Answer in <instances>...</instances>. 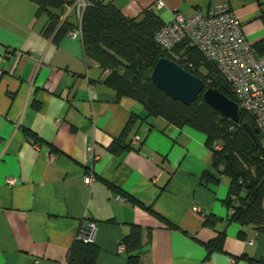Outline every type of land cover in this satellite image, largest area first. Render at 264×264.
<instances>
[{"label": "crops", "instance_id": "0c3cea01", "mask_svg": "<svg viewBox=\"0 0 264 264\" xmlns=\"http://www.w3.org/2000/svg\"><path fill=\"white\" fill-rule=\"evenodd\" d=\"M102 1L129 18L151 9L163 24L174 11L191 17L227 3L254 54L264 55V0ZM36 11L28 0H0V264H67L84 222L95 225L96 264L126 263L119 248L132 226L143 232L141 264L264 258V233L230 220V179L213 171L204 135L118 97L80 37H44L48 19ZM129 139L127 151H111ZM218 234L224 250L208 252Z\"/></svg>", "mask_w": 264, "mask_h": 264}, {"label": "trees", "instance_id": "16d2710c", "mask_svg": "<svg viewBox=\"0 0 264 264\" xmlns=\"http://www.w3.org/2000/svg\"><path fill=\"white\" fill-rule=\"evenodd\" d=\"M28 1L37 6V17L44 15L48 19L42 31L44 37L58 42L69 31L78 28L76 15L73 12L67 14V8H71L75 0ZM86 2L88 5L80 23L85 56L108 71L107 84L116 90L118 97L141 103L146 117L165 119L179 129L189 127L201 132L212 153L213 171L230 179L231 192L226 202L229 209H233L230 220L241 226L253 225L258 233H264V139L257 136L256 142L242 127L248 122L255 128L250 116L239 111L240 121L233 124L207 105L202 95L191 105L184 106L160 91L151 83L149 75L159 58L165 57L199 77L206 89L213 88L234 102L228 86L193 47L183 44L167 54L156 44L155 34L163 23L153 10L145 9L140 19L129 18L109 1ZM183 54L189 58L194 71L181 65L179 57ZM208 79L211 80L209 84ZM131 125L122 132L121 140H125ZM130 142V139L123 145L121 141L115 142L111 151L114 154L127 151L131 148ZM202 178L210 177L206 173ZM166 225L173 227L169 222ZM142 235L141 228L132 226L130 234L121 240L128 254L125 264H141ZM224 241V234H218L205 244V248L208 252L223 251ZM98 254V246L77 238L67 254V264H96ZM236 261L237 264H264V258L253 260L247 255Z\"/></svg>", "mask_w": 264, "mask_h": 264}, {"label": "built area", "instance_id": "2783aa9c", "mask_svg": "<svg viewBox=\"0 0 264 264\" xmlns=\"http://www.w3.org/2000/svg\"><path fill=\"white\" fill-rule=\"evenodd\" d=\"M74 3L71 8H67V14L73 12L76 15L78 28L67 34L80 37L82 13L88 3L86 0H75ZM162 5V1L156 3L157 7ZM155 35L156 44L167 54H171L183 44L193 47L204 61L214 68L218 78L228 86L239 111L250 116L258 130V136L264 139V55L254 54L230 5L216 4L209 7L205 13L197 11L191 17L174 11L169 23L163 24ZM179 60L181 65L194 71L186 55L180 56ZM210 81L208 79L207 83ZM133 139L138 142L137 137ZM92 151L91 146L88 148L90 159L93 158ZM93 181L95 175L92 171L85 175L84 184L89 187ZM15 183L12 178L6 181L7 186ZM118 199L123 200L120 196ZM232 199L234 200V197ZM232 211L230 208V214ZM94 231L95 225L92 222H84L77 238L83 243H92ZM248 244L252 245V241H248ZM123 249L124 246L121 245L119 251Z\"/></svg>", "mask_w": 264, "mask_h": 264}, {"label": "water", "instance_id": "95a60500", "mask_svg": "<svg viewBox=\"0 0 264 264\" xmlns=\"http://www.w3.org/2000/svg\"><path fill=\"white\" fill-rule=\"evenodd\" d=\"M149 79L160 91L181 102L184 106L191 105L198 96L202 95L203 101L217 111L220 116L229 119L233 124L240 121L237 103L213 88L206 89L204 82L199 77L182 69L173 60L165 57L159 58V61L151 69ZM242 127L252 139L258 142L256 128L251 127L248 122L243 123Z\"/></svg>", "mask_w": 264, "mask_h": 264}]
</instances>
